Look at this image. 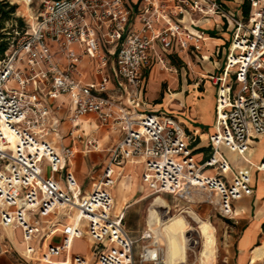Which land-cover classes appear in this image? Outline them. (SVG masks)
Listing matches in <instances>:
<instances>
[{"label": "built area", "instance_id": "obj_1", "mask_svg": "<svg viewBox=\"0 0 264 264\" xmlns=\"http://www.w3.org/2000/svg\"><path fill=\"white\" fill-rule=\"evenodd\" d=\"M215 16L233 30L221 72L208 73L216 122L210 152L198 161L195 132L175 115L139 107L155 65L172 70L183 55L206 58L205 31L197 27ZM24 21L0 60V257L14 251L4 230L20 229L25 249L16 252L28 263L65 256L66 264H168L156 233L145 229L133 237L115 211L116 168L129 162L144 164L142 180L154 194L213 193L220 214L235 217L234 203L254 189L250 174L235 171L222 148L244 156L264 134V0H250L247 18L220 0H42ZM220 52L216 47L208 59ZM86 58L97 77L91 82L83 80ZM65 105L68 136L85 151H102L98 138L85 135L88 116L121 135L89 191L70 167L78 146L55 141ZM258 169L264 170V157ZM61 211L65 219L57 218ZM59 232L63 241L55 244ZM84 237L92 242L91 258L72 253L73 241ZM140 240L146 243L135 255Z\"/></svg>", "mask_w": 264, "mask_h": 264}, {"label": "rangeland", "instance_id": "obj_2", "mask_svg": "<svg viewBox=\"0 0 264 264\" xmlns=\"http://www.w3.org/2000/svg\"><path fill=\"white\" fill-rule=\"evenodd\" d=\"M12 1L19 5L16 12V17L28 21L30 20L31 16L39 9L42 0ZM239 6L240 8L237 4H232V9L241 10L242 4ZM231 11L234 12V10ZM225 24L227 23L225 22ZM11 25L12 23L9 22L8 26L11 27ZM226 28L227 25L226 27H223L224 31ZM232 30L233 27L229 29L230 32ZM222 54L223 52L221 50L217 58L220 61V59L223 57L221 60L223 65L225 61V55ZM173 67L174 68L172 70V67H169V70H156L158 77L156 81L157 86L154 91L151 90L150 80L148 95L144 101L146 104L143 103L142 106L148 111H161L171 115L183 117V115L189 110L188 104L186 103V105L183 106L182 101L180 100H174L170 104H167L168 94L171 92L182 91L184 87L185 89H188L186 91L187 94L191 93V87H194V90L198 89L201 91L204 88L203 84L206 83L200 81L201 74H207V70L212 69V67H210L208 64L205 66L194 64L188 65L184 62L180 63L179 61H177ZM214 72L219 73V68ZM154 73L155 72H153L152 76L155 75ZM193 84H196V86ZM215 99L216 88L207 84L204 93V99H202L201 104L207 106L208 112H212L211 104L212 101L215 104ZM197 108H200V105H198ZM203 130L208 131L207 127H204ZM203 143H206L204 139ZM115 144L116 142L112 140V142L108 144V148L113 149ZM110 149L108 151H110ZM93 156L96 158L95 161L97 162V166L96 170L90 172V174L88 173V170L91 168L93 161H90V159L86 157V164L89 169L87 167L83 169L82 166L85 161L82 160L80 155L77 159V171L80 170L83 178H86L85 188H88L92 182V178L90 176L97 175L102 163L108 159L109 152H95ZM195 156L198 161H201L204 157V154L196 153ZM50 172V166L44 163V176L50 175ZM130 172L133 177H120L117 180V184L113 192L116 199L119 195V191L117 190L118 185L124 186L125 201L123 204L124 208L122 210L125 212L124 221L127 228H129L135 236L139 238L142 232L149 227L158 228L162 234L166 247V243L171 244L172 246L175 244L177 245L178 251L172 252V264H202L200 261V255L203 249V237L199 227L203 221H210L215 228L214 235L216 244V257L210 256L208 258V264H239L238 239L241 236L243 230L253 220H255V211H253L251 216L246 218L224 217L220 214L218 197L213 193L210 194L198 189H193L191 192L182 195H152L143 186L139 169L126 167L123 171V174H128ZM151 208H153V210L155 209L156 216H154L152 219L153 222L149 223L148 218ZM181 214L186 216V222L181 218H178V216ZM61 215L63 219H65L66 211L59 212L57 214V218H60ZM173 222H176L177 225L179 222L180 226L175 228V226L172 225ZM171 245L170 247L172 248ZM259 245H264V218L261 220V222H259L258 238L248 250L245 264H264V257L255 263L251 262V256L253 255L254 247ZM77 246L79 250L84 253L88 250L87 243H85V241H78ZM141 246L142 240L139 241L138 246L135 248V255L138 254ZM178 255L183 257L181 263L178 261ZM135 257L137 261V256Z\"/></svg>", "mask_w": 264, "mask_h": 264}, {"label": "crops", "instance_id": "obj_3", "mask_svg": "<svg viewBox=\"0 0 264 264\" xmlns=\"http://www.w3.org/2000/svg\"><path fill=\"white\" fill-rule=\"evenodd\" d=\"M137 0H130L131 3L136 2ZM225 4V6L230 9L234 10L235 13L242 16V9H232V4H237L240 8V4H243L245 0H220ZM197 18H199L198 15H196ZM188 19V18H187ZM189 25V20H188ZM226 27V24L224 20H222L220 17L215 16L211 20H201L200 24L197 28L202 29L205 31V36L203 40V54L206 56V58L202 61H196L194 57H189L188 55H183L182 58H178L177 61H180V63H186L188 65L194 64V65H209L212 67V69L207 70L208 73L214 72L216 69L219 68V73L221 72L224 64L222 65L221 60L217 57H213L211 59H208L209 56H211L213 50L216 47H219L220 50H222L223 54L226 53V48L228 46V43L231 39V32L228 28L224 31L223 27ZM225 51V52H224ZM220 54V53H219ZM225 63V61H224ZM81 69L83 72V80L85 82H91L96 80V76L92 72V67L90 65V60L85 59L81 64ZM163 70V68L160 65H155L153 68H151L147 73V83L145 87V92L143 96V100L145 101L148 95V89H149V82L151 80V90H155L157 86V73L156 70ZM108 71L113 76V81L111 83V89L112 91L117 95V89L119 86L118 78L115 76V62L114 59H111L108 66ZM153 72H155L153 74ZM207 74H201L200 81L206 82L203 84V89L199 91L198 89L194 90V87H191V93L187 94L186 91L187 88L178 91V92H171L168 94L167 104H170L174 100H180L182 101V105L188 104V112L183 115V117H179V120L184 124L186 129L189 132H195L198 135V143H197V153H203L204 156H207L210 152V141L209 136L214 132V125L216 122V99L215 104L212 101L211 107L212 112H208L207 106L204 104H201L202 99H204V93L206 90V85H210L212 87L216 86L212 83V81L208 78ZM152 76V77H151ZM196 86V84H193ZM171 90V89H170ZM123 100L127 104V92L123 91ZM146 104V102H144ZM200 105V108H197V106ZM162 106V105H160ZM139 110L145 111V109L142 105L139 107ZM159 112V111H155ZM161 112V111H160ZM189 113V114H188ZM65 122L63 123L58 135L54 136L56 143L58 145H64V146H78L77 153L75 154L74 159L70 163V167L72 171L74 172L76 179L78 183L87 191L91 190L94 186V179H96L101 171L100 166L99 172L97 175L90 176L92 178V182L90 183V186L88 188H85V180L80 170L77 171V159L80 157L82 158L83 163L82 168L85 169L87 167L86 164V157L90 159V161H93V164L91 165V168L88 167V173L96 170L97 162L95 161L96 158H94L93 154L96 151L87 152L83 149L82 146L77 144L71 137L68 136V131L70 129V124L67 121V115H68V107L65 105L63 107V110L60 114ZM176 116V115H175ZM204 127H207L208 131L203 130ZM83 129L85 132V135L88 137H95L100 140V143L102 145V151L100 152H109L108 150V144L114 140V142L117 143V141L121 138V135L119 133H116L112 130L105 129V128H99L98 121L94 115L88 116L83 120ZM60 136L63 137L60 139ZM203 139L206 141V143H203ZM225 156L230 161L233 169L237 172L241 173H249L251 177V185L254 189V193L249 196H245L242 199L236 201L234 203L235 208V217L234 218H246L248 216H251L253 211H255V220H253L242 232L241 236L238 239V250H239V264H245V260L247 258V252L252 247V245L257 241L258 238V231H259V222L264 218V170H259L258 166L262 162L264 157V134L260 136L259 140L252 142V145L249 149V151L246 153V155L242 156L234 151L229 150L226 147L222 148ZM80 158V159H81ZM133 168V169H139L140 171V177L143 186L150 192V194L154 195V193L150 190L148 185L143 182L142 175L144 172V164L140 161L137 162H129L125 164L124 166L117 167L116 168V174H117V180L120 177L124 178H132L133 175L130 173L123 174V171L125 168ZM139 174V173H137ZM117 184V183H116ZM116 186V185H115ZM115 187L113 188V190ZM119 195L115 199V211L116 213H123L124 219H125V212L122 211L124 208V186L118 185ZM113 195L114 192H113ZM115 198V196H114ZM127 199V198H126ZM74 220V217L71 216L69 222H72ZM125 227L129 234H131L133 237L138 238L135 236L129 228H127L126 223L124 221ZM155 228V227H153ZM150 229V228H147ZM5 235L10 238L11 242L13 243V249L14 251L9 254H4L2 257H0V264H66L64 263L66 257L65 256H59L54 257L53 262L51 263H38L37 261H31L27 262L24 259L20 257V255L16 252H22L25 249V244L22 242V231L20 229L13 230V229H5L4 230ZM63 241V234L59 232L52 238V242L55 244H61ZM78 241H85L87 243V251L84 253L81 250H79L77 243ZM146 242L142 241V245ZM91 246L92 242L88 237L75 239L72 244V253L74 254H80L83 256H86L88 258H91ZM138 246V245H137ZM264 247V245L255 246L253 250V255L251 256V262L255 263L258 260H260L262 257H264V254L262 257H254V251L256 248ZM22 261V262H20Z\"/></svg>", "mask_w": 264, "mask_h": 264}, {"label": "bare ground", "instance_id": "obj_4", "mask_svg": "<svg viewBox=\"0 0 264 264\" xmlns=\"http://www.w3.org/2000/svg\"><path fill=\"white\" fill-rule=\"evenodd\" d=\"M156 201H157V199H156ZM154 216H156L155 209L153 210V208H151L150 213H149V218H148L149 223L153 222L152 219L154 218ZM178 218H181L185 222L187 221V218L184 214L179 215ZM172 225H174L175 228L180 226L179 222H178V225L176 222H173ZM149 228L156 233L158 239H160L161 241L164 242L162 234L158 228H153V227H149ZM199 228H200L201 235L203 237V239H202L203 240V249H202V252L200 255V261L202 264H208V261H209L208 258L210 256L216 257V247H215L216 244H215V235H214L215 234L214 233L215 228L210 221H203ZM164 244H165V242H164ZM166 244H167V247H166L167 262H168V264H172V261H171V257H173L172 252L178 251V248H177L176 244L174 246H172L171 244H168V243H166ZM170 245L172 246V248L170 247ZM173 247H175V248H173ZM167 248H168V250H167ZM263 254H264V247L256 248L254 251V257L255 258L256 257H262ZM178 257H179L178 261L181 263L183 260V257L179 256V255H178Z\"/></svg>", "mask_w": 264, "mask_h": 264}, {"label": "trees", "instance_id": "obj_5", "mask_svg": "<svg viewBox=\"0 0 264 264\" xmlns=\"http://www.w3.org/2000/svg\"><path fill=\"white\" fill-rule=\"evenodd\" d=\"M18 7L19 5L13 1H0V60L5 56L15 29L22 30L26 27L25 21L22 18L16 17ZM249 11L250 0H245L242 4V14L245 18L248 17ZM9 22L12 23L11 27L8 26ZM173 62L176 64L177 60L174 59Z\"/></svg>", "mask_w": 264, "mask_h": 264}]
</instances>
